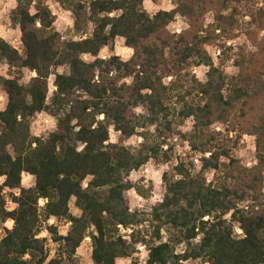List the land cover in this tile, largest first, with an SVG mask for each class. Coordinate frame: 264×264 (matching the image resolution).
<instances>
[{
	"label": "trees",
	"instance_id": "trees-1",
	"mask_svg": "<svg viewBox=\"0 0 264 264\" xmlns=\"http://www.w3.org/2000/svg\"><path fill=\"white\" fill-rule=\"evenodd\" d=\"M13 1L22 52L0 39V63L15 75L0 79V264H75L86 238L92 264L129 259L138 245L148 251L145 264H264V0H172L176 7L154 15L144 0ZM48 1L70 13L75 38L55 31ZM177 16L187 25L179 34L169 30ZM242 36L246 43L226 46ZM117 39L131 58L101 59ZM220 39L236 75L207 52ZM198 67L208 69L204 82L193 73ZM23 70L36 73L26 86ZM40 114L56 120L46 139L30 131ZM244 136L254 138L251 167L233 156ZM133 137L140 143L129 148ZM177 142L198 169L195 159H178L162 175L148 233L129 207L128 178L151 162L170 163ZM23 175L34 178L32 188L22 187ZM7 198L17 205L11 211ZM51 219L69 224L65 236ZM43 231L48 239L38 238ZM48 240L57 247L50 259Z\"/></svg>",
	"mask_w": 264,
	"mask_h": 264
},
{
	"label": "rangeland",
	"instance_id": "rangeland-1",
	"mask_svg": "<svg viewBox=\"0 0 264 264\" xmlns=\"http://www.w3.org/2000/svg\"><path fill=\"white\" fill-rule=\"evenodd\" d=\"M83 1H85V0H83ZM9 3H15V2L13 0H2V2H0V39L4 40L6 43L11 45L15 50H17L19 53H21L22 47H21V43H20L19 29L10 20V15L16 6L6 8V5H8ZM149 3L151 6H153L154 8L157 9L155 11V13H157L159 11H166L160 7L161 4H165V3L173 4L172 0H158L156 3H151L149 1ZM15 5H16V3H15ZM47 6L55 18V22H54L55 31L58 32L65 39L75 38L74 34L71 32L72 17L70 15V13L64 11L63 9H61L57 4H55L52 1H48ZM143 10L148 15H154L155 14V13L153 14V13L147 11L144 8V3H143ZM166 12H168V11H166ZM205 21H206L205 22V29L211 30L210 28H211L213 23H212V18H211L210 14H208L205 17ZM245 21H248V20L245 19ZM184 25L185 24H184V21L182 19L176 18L174 23H172L169 26V30L172 33L174 32L176 34H179L185 28ZM177 28H179V31H177ZM17 33H19V35ZM244 43H246V40H245V37L242 36V37H239L233 41H228L225 44L227 47L231 46V48H234V47L240 46ZM219 44H223V41L221 39L217 40L216 43H214L213 45L206 47L207 52H208L209 56L211 57L214 66L215 67L216 66L221 67L226 74L236 75L237 70L232 66L231 61L228 60V58H227L231 54V52H226L225 56H222V54L220 53V50H218V47H217V46H219ZM106 49H107L106 52H105V49L101 52V54H100L101 59H106V58H109L111 56H117L122 61L126 62L132 56V52H131V54L127 55V58H125L126 54L123 52V50L127 49V48L124 46L123 39H117L112 47L106 48ZM102 53H103V55H102ZM83 60L86 62H89V61H91V58L89 57V59H87V60H85L83 58ZM203 68H205V67L195 68L194 72H193L195 74L196 78L200 82L205 81V74L207 72V71L203 72L202 71ZM66 72L67 71L64 68H59V69H56V71H55V73H58V74H65ZM13 76H15L14 72L10 71L7 68L5 62H1L0 63V79L10 78ZM33 77H35V76H33L31 72H29L27 70H23L22 75L19 79L20 84L23 86H26L28 84L29 80ZM52 80H53V76H50L49 80H48V83H49L48 98H50L52 93L54 92ZM0 97H2V99H0V105H2L3 109H4L6 99H5V96L3 95V92H2L1 82H0ZM48 120H51L54 122L53 126L50 127L46 124V121H48ZM55 126H56V120L49 117L46 114H40V115L34 116L32 121H31V128H30L31 135L34 138L46 139L54 131ZM188 126H189V124H187L185 129H183V130H186L188 128ZM115 139H116V134L111 132L110 133V142H114ZM139 143H140V139H138L137 137H133L127 142V146L129 148H136ZM174 145H175L174 146L175 148H174V152L172 154V159H171L170 163H168V164H164V163L163 164H155V163L151 162L148 165H146L145 167H143L142 169H140L139 171L131 173L129 175V178H128V180L134 186L133 187L134 189L129 191L128 195H127L129 207H130L132 212H136L139 215L140 220L144 221L141 226L146 228L148 233H150L149 232L150 231L149 230L150 224L148 222V219H149L148 216L151 213L152 207L155 204L159 203L161 201L163 195H164V185L162 182V175L165 172H168L170 170L172 164L175 163V160H178V159L193 158V159H195L194 164H195L196 168L198 167V163L196 161L198 158L193 157L189 153V150L187 149V147L182 142L174 143ZM233 156H234V158H236V160L241 162L242 165H244L246 167H251L254 164V138L244 136L241 139V141L238 143L237 148L233 151ZM157 173H159V179H157V175H156ZM208 178L210 179L211 175H208ZM21 185L25 189L32 188L34 186V178L29 176V175H23ZM154 196L160 197V199L154 200L153 199ZM73 202H74V200H72L71 204H70L71 213L74 216H79L80 212L73 207ZM9 205H10V202H9V199L7 198V206H6L7 209L9 208ZM43 205H44V201H39V207H42ZM48 225H52V226L56 227L59 234L62 236L66 235L67 230L69 228L68 223L56 222L54 220H52L51 223H48ZM130 232L131 231H129V230H127V231L121 230L120 234L127 237L128 234H130ZM44 233H46V232H44V231L41 232L39 234L38 238H47L48 239L47 235H44ZM149 236L150 235H148V237ZM1 237H3V231L0 232V238ZM234 237H236V238L241 237V232L237 228H235ZM46 248L49 252V259H50L54 256L57 247L54 244H52L50 240H48L47 244H46ZM178 249H181V247ZM181 251L182 250H180L178 252H181ZM145 253H147V255H148L147 249L142 245H138V246H136L135 254L131 258L119 259L116 261V264H132V263L145 264V261L147 258V255H145ZM90 255H91V241L89 238H86L76 253L75 264H92L90 261ZM187 264H201V262L195 261V262H188Z\"/></svg>",
	"mask_w": 264,
	"mask_h": 264
},
{
	"label": "clouds",
	"instance_id": "clouds-1",
	"mask_svg": "<svg viewBox=\"0 0 264 264\" xmlns=\"http://www.w3.org/2000/svg\"><path fill=\"white\" fill-rule=\"evenodd\" d=\"M0 2H2V0H0ZM15 6H16L15 3H9L8 5H6V8H7V7H15ZM160 7L163 8L164 10H166V11H170L172 8L176 7V5H173V4H170V3H165V4H161ZM144 8H145L147 11H149V12H151V13H153V14H154L155 11L157 10L156 8H154L153 6L150 5L149 0H144ZM30 13H31V14H34V13H35V10H34V9L30 10ZM112 15H116V13H112ZM177 19H179L178 16H177ZM36 26H37V27H40V23H39V21L36 22ZM184 27H187V25H184ZM177 31H179V28H177ZM17 34L19 35V33H17ZM106 51H107V49H105V52H106ZM123 52L126 54V57H125V58H127V55H130V54H131L132 49L127 48V49H124ZM102 55H103V53H102ZM83 58H84L85 60L89 59L88 56H85V57H83ZM207 70H208L207 68H203V69H202L203 72H205V71H207ZM32 75L35 76L36 73L33 72ZM169 79H171V77H170ZM129 83H131V80H129ZM0 99H2V97H0ZM2 110H3V106L0 105V111H2ZM136 111H137V112H140L141 109H140V108H137ZM101 119H103V117H101ZM53 123H54V122L51 121V120L46 121V124H47L48 126H50V127L53 126ZM72 123L75 124L76 121L73 120ZM93 127H95V125H93ZM78 130H79V129H77V131H78ZM79 150H80V149H77V151H79ZM156 175H157V179H159V173H157ZM5 179H6L5 176H0V183H2ZM18 194H19V193H17V195H18ZM153 199H154V200H158V199H160V197H155V196H154ZM16 207H17L16 204H10L8 210L11 211V210H13V209L16 208ZM14 223H15L14 220L9 219V220L7 221V224H6L7 228H8L9 230H11V229L13 228ZM49 223H51V221H49ZM238 230H239V229H238ZM44 235H47V233H44ZM197 240H199V237H197ZM180 250H182V247H181V249H178V251H180ZM145 255H147V253H145ZM28 258H29V257H28L27 255H25L24 259H28Z\"/></svg>",
	"mask_w": 264,
	"mask_h": 264
},
{
	"label": "crops",
	"instance_id": "crops-1",
	"mask_svg": "<svg viewBox=\"0 0 264 264\" xmlns=\"http://www.w3.org/2000/svg\"><path fill=\"white\" fill-rule=\"evenodd\" d=\"M52 220H53V219H51V220H49V221H52ZM54 221H55V220H54ZM48 223H49V222H48ZM6 224H7V222L5 223L4 226L6 227V229H8L7 226H6ZM50 226H51V225H50ZM1 231H2V230L0 229V232H1ZM1 238H2V237H1ZM1 238H0V239H1ZM77 251H78V250H77Z\"/></svg>",
	"mask_w": 264,
	"mask_h": 264
}]
</instances>
